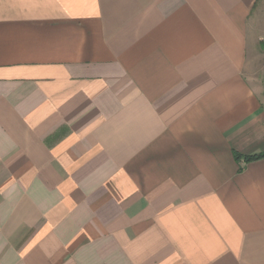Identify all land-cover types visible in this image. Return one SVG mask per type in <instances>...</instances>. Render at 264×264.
<instances>
[{
	"label": "crops",
	"instance_id": "0c3cea01",
	"mask_svg": "<svg viewBox=\"0 0 264 264\" xmlns=\"http://www.w3.org/2000/svg\"><path fill=\"white\" fill-rule=\"evenodd\" d=\"M264 0H0V264H264Z\"/></svg>",
	"mask_w": 264,
	"mask_h": 264
},
{
	"label": "trees",
	"instance_id": "16d2710c",
	"mask_svg": "<svg viewBox=\"0 0 264 264\" xmlns=\"http://www.w3.org/2000/svg\"><path fill=\"white\" fill-rule=\"evenodd\" d=\"M234 158L237 162L242 161L243 163L248 164V163H251L254 161L264 159V153L254 155V156H241V155L235 153Z\"/></svg>",
	"mask_w": 264,
	"mask_h": 264
}]
</instances>
